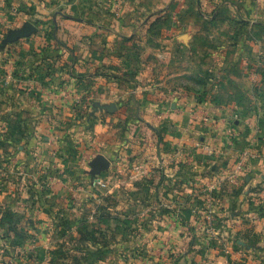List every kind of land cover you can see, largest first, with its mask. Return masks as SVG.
<instances>
[{"label":"rangeland","instance_id":"obj_1","mask_svg":"<svg viewBox=\"0 0 264 264\" xmlns=\"http://www.w3.org/2000/svg\"><path fill=\"white\" fill-rule=\"evenodd\" d=\"M33 1L0 0V264H264V201L219 214L220 206H212V170L201 167L177 169L183 174L180 185L168 184L161 190L165 200L159 198L160 178L173 181L176 175L167 174L176 169H158L157 158L150 165L145 160L143 148L150 141L151 156L160 150L158 133L147 136L152 132L146 121L155 125L157 115L135 109L116 114L108 107L65 121L61 117L72 111L44 105L46 88L62 85V73L70 70L54 54L59 44L51 49L60 29L55 12L60 20L92 21L95 0H44L36 3L41 9ZM117 3L122 12L161 5ZM28 23L36 27L31 34L9 37ZM247 32L262 34L259 28ZM30 38L35 44H25ZM32 80L41 86L36 98L26 93ZM204 83L193 76L169 82L201 89ZM261 104L264 112V99ZM72 129L80 135L69 133ZM128 135L140 136L131 143ZM103 159L107 164L96 169ZM252 191V198H264V186ZM188 193L194 205L185 204Z\"/></svg>","mask_w":264,"mask_h":264},{"label":"crops","instance_id":"obj_2","mask_svg":"<svg viewBox=\"0 0 264 264\" xmlns=\"http://www.w3.org/2000/svg\"><path fill=\"white\" fill-rule=\"evenodd\" d=\"M160 1L158 9L146 3L122 12L117 0H95L92 21L60 20L56 11L59 34L49 44L51 49L59 44L54 54L70 70L62 73V85L46 88L50 96L44 105L56 112L72 111L54 115L65 121L80 120V111L96 109L102 114L108 107L116 114L135 109L143 116L157 115L155 125L141 117L139 123L146 121L152 132L147 136L158 133V156H151L152 148L148 152L150 140L143 148L149 165L157 158L158 169H176L165 170L176 175L173 181L160 178L161 200L162 188L180 185L177 179L183 174L177 169L201 167L212 170V206H220L219 214L230 207L245 209L254 199L264 201L252 198V188L264 186V0ZM252 28L262 34H248ZM25 40L35 44L31 38ZM192 76L204 79L205 88L169 84ZM29 83L26 93L36 98L40 83ZM199 113L208 118H199ZM76 130L80 135L79 129L69 133ZM138 136L128 139L132 143ZM81 141L79 136L76 142ZM185 204L194 205L189 193Z\"/></svg>","mask_w":264,"mask_h":264},{"label":"water","instance_id":"obj_3","mask_svg":"<svg viewBox=\"0 0 264 264\" xmlns=\"http://www.w3.org/2000/svg\"><path fill=\"white\" fill-rule=\"evenodd\" d=\"M35 29H36V27L33 24L28 23L23 29L15 31L13 33H10L9 37L10 38L24 37V36L31 34ZM107 162L108 161L106 159H103V160L97 162L96 169H100L101 167L106 165Z\"/></svg>","mask_w":264,"mask_h":264}]
</instances>
